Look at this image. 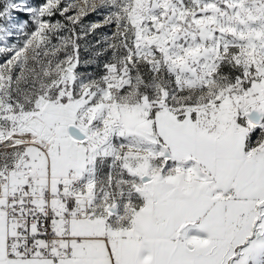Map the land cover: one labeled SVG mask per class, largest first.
<instances>
[{
	"label": "snow or ice",
	"instance_id": "1",
	"mask_svg": "<svg viewBox=\"0 0 264 264\" xmlns=\"http://www.w3.org/2000/svg\"><path fill=\"white\" fill-rule=\"evenodd\" d=\"M0 264H264V0H0Z\"/></svg>",
	"mask_w": 264,
	"mask_h": 264
}]
</instances>
